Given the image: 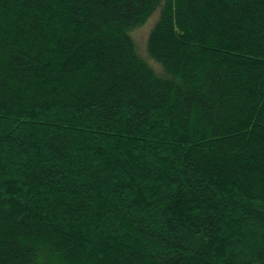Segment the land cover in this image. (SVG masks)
<instances>
[{
  "label": "trees",
  "instance_id": "obj_1",
  "mask_svg": "<svg viewBox=\"0 0 264 264\" xmlns=\"http://www.w3.org/2000/svg\"><path fill=\"white\" fill-rule=\"evenodd\" d=\"M0 264H264V0H0Z\"/></svg>",
  "mask_w": 264,
  "mask_h": 264
},
{
  "label": "rangeland",
  "instance_id": "obj_2",
  "mask_svg": "<svg viewBox=\"0 0 264 264\" xmlns=\"http://www.w3.org/2000/svg\"><path fill=\"white\" fill-rule=\"evenodd\" d=\"M157 14H153L143 26L136 28L132 31V36L137 44V49L140 56L147 62V64L154 69L156 72H161V67L153 59H151L146 50V41L152 24L155 22Z\"/></svg>",
  "mask_w": 264,
  "mask_h": 264
}]
</instances>
